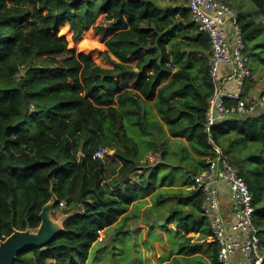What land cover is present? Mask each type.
<instances>
[{
	"label": "trees",
	"instance_id": "1",
	"mask_svg": "<svg viewBox=\"0 0 264 264\" xmlns=\"http://www.w3.org/2000/svg\"><path fill=\"white\" fill-rule=\"evenodd\" d=\"M157 1L0 0V239L38 226L51 186L68 206L56 213L64 229L45 247L20 251L14 264H86L109 227L104 248L115 250L137 210L115 221L139 202L150 203L147 214L163 210L160 229L172 222L183 229L178 255L164 264H218L208 224L195 217L201 193L192 179L179 187L158 180L164 165H174L166 160L171 151L190 161L184 172L206 167L208 37L191 21L187 0ZM252 1L264 16V0ZM233 9L250 72L262 71L264 22ZM98 56H113L112 66L97 65ZM211 135L253 195L264 246V117L231 115ZM245 145L252 150L243 156ZM100 146L104 158H93ZM148 151L159 155L156 164L142 161Z\"/></svg>",
	"mask_w": 264,
	"mask_h": 264
},
{
	"label": "built area",
	"instance_id": "2",
	"mask_svg": "<svg viewBox=\"0 0 264 264\" xmlns=\"http://www.w3.org/2000/svg\"><path fill=\"white\" fill-rule=\"evenodd\" d=\"M186 6L191 21L208 37V73L213 84L204 125L211 149L203 157L206 167L192 175V185L201 193L200 208L217 246V263L264 264V247L254 222L253 195L211 135L212 127L231 115L264 117V90L248 93L245 87L250 76L249 56L241 27L231 18L233 7L224 0H187ZM229 78L235 83L234 89L228 85ZM92 157L104 158V148L98 147ZM155 159L151 153L145 161ZM66 208V201L61 200L54 212Z\"/></svg>",
	"mask_w": 264,
	"mask_h": 264
},
{
	"label": "rangeland",
	"instance_id": "3",
	"mask_svg": "<svg viewBox=\"0 0 264 264\" xmlns=\"http://www.w3.org/2000/svg\"><path fill=\"white\" fill-rule=\"evenodd\" d=\"M225 1L228 5L238 10H244V11H249V12L252 11L254 18L257 21L262 19V17L258 13V10L255 8L253 9L255 5L253 4L251 0H225ZM112 59H113L112 56H109V57L108 56H98L96 57L95 62L100 67L108 68L112 66ZM258 73H256V75L254 76V79H255V81L253 80L254 85L250 86V89L257 88V89H254L256 91L260 88L261 90L264 89V86H263L264 70L259 71ZM147 106L150 110V115L153 116L154 115L153 105L151 103H147ZM136 139H139L140 141H142L139 138V136H137ZM142 139H146V137L143 136ZM142 142H140L141 149L145 151L146 148H144L143 146L146 145V143L144 141ZM249 145H251L253 147L252 149L255 150L256 147L261 146V143L257 144V142H250ZM172 146L176 150L183 149L181 145L175 146L174 144H172ZM248 146L245 145L246 149L243 148L242 151H239V154L244 156L246 152H249L250 150H252L251 147H248ZM235 151L236 150H233V153H235ZM149 154H151L150 151L146 152L143 156L142 161H145V158ZM179 155H180V151H179ZM179 155H176L175 153H173V151L168 153V155L166 156V160L167 162L173 161L174 165L172 166L164 165V168L158 174L159 182L164 181L166 184L179 185L185 181L184 178H188L187 180L191 182L190 179H192L193 173L184 172V168H183V166H185L184 164H189L190 161L187 160L186 158H184L183 161H181L179 158ZM158 156L159 155L156 154L155 160L158 159ZM155 160L153 161L147 160V161L149 165H154L152 163ZM176 160L178 161V163H175ZM157 162L158 161H156L155 164ZM162 162L164 163L165 161L162 160ZM225 198H229V197L225 196ZM144 199L149 200L150 196L147 195L144 198H142V200ZM222 202H224V198L222 199ZM149 205L150 203H145V202L144 204L139 202V204L135 205V207H133V204H129L128 211L134 210V208L135 210H137L136 214L138 215V219L136 220L137 222L134 228L135 227H138V228H135L132 231H125L124 233L118 235L119 240L117 242H114L115 250L112 248L111 250H107L106 248H104L105 244L106 245L109 244L111 246V242H110L111 235H108V233H111L112 231L111 227H109L106 232H103L101 230L102 231L101 234L103 238L101 241H99L98 243H95L92 246L91 253H90V256L88 257L86 264H163L164 260L172 261L173 258L178 255V245H179L180 240L184 239L183 229L176 228L173 222L168 225L169 227L160 229V224L158 223V219L161 217L163 210H152V211H149L147 214L146 211L147 209H149ZM195 212H198V214H196V216L198 215L197 218H201L204 220L203 228H207V221L202 211L199 210ZM146 214L148 217L146 216ZM53 215L59 217V215L56 214L55 212H53ZM143 228L144 230L142 231ZM146 229H148L147 234H146ZM137 237H139V239ZM150 241H154L155 243H157V245L151 244ZM113 251H115L116 254H113L112 253ZM156 251L158 254L156 253ZM184 251H185V254L183 256L185 257L188 254L186 250ZM157 256H160L162 258L160 259V262L157 259ZM156 262H159V263H156ZM182 264H185V263L183 262Z\"/></svg>",
	"mask_w": 264,
	"mask_h": 264
},
{
	"label": "water",
	"instance_id": "4",
	"mask_svg": "<svg viewBox=\"0 0 264 264\" xmlns=\"http://www.w3.org/2000/svg\"><path fill=\"white\" fill-rule=\"evenodd\" d=\"M10 165H12L9 162ZM50 199L46 201L39 213L40 222L34 229L13 228L4 239H0V264H14L20 251L28 247H45L51 239L64 229V217L53 215L58 198L52 186Z\"/></svg>",
	"mask_w": 264,
	"mask_h": 264
},
{
	"label": "crops",
	"instance_id": "5",
	"mask_svg": "<svg viewBox=\"0 0 264 264\" xmlns=\"http://www.w3.org/2000/svg\"><path fill=\"white\" fill-rule=\"evenodd\" d=\"M176 0H158L157 2H159L161 5H165L166 7L167 6H169V5H173V3L175 2ZM252 1V0H251ZM253 2V1H252ZM253 4H254V2H253ZM255 5V4H254ZM184 6H185V4H184ZM257 9L258 10V8H257V6L255 5L254 7H253V9ZM247 12H249V11H247ZM252 12V11H251ZM113 57V56H112ZM114 58V57H113ZM109 68V67H108ZM260 70H258V71H254L253 72V74H251V72H250V76L248 77V79H247V81H246V83H245V87H246V89H247V92L248 93H251V92H261L262 90H261V88L260 89H258L257 91L256 90H254V89H257V88H254V89H250V86L251 85H254V83H253V80L255 81V79H254V76L256 75V73H258ZM263 71V70H262ZM225 71L223 70V72H222V76H223V73H224ZM259 74V73H258ZM252 76V77H251ZM250 77L252 78V80H251V82H248L249 81V79H250ZM224 79H226V77H224ZM228 85L229 86H231V88H235V83L233 82V80H232V78H229L228 80ZM248 84H249V86H248ZM263 86H264V84H263ZM264 90V89H263ZM161 187V186H160ZM164 188H167L168 186H163ZM175 187H179V185H176ZM191 187H193V185L191 186ZM155 191L156 190H154L153 192L155 193ZM153 192H151L150 193V197L153 195ZM144 198V197H143ZM140 201L142 200V198H140L139 199ZM144 200H146V199H144ZM171 201H173V200H171ZM134 203V202H133ZM187 207V206H186ZM126 213H129V211L127 210L125 213H123V214H121L120 216H118V218H117V220L115 221V222H119L120 221V219H121V217H123ZM196 218L198 217V215L197 216H195ZM137 219H130L127 223H126V225L124 226V229L125 230H127V229H130V231H132V230H134L135 228H138V227H135L134 228V226H135V224H136V221ZM107 229V228H106ZM144 230V228L142 229V231ZM103 232H106L105 231V229L104 230H102ZM102 231H100V235H102L101 234V232ZM110 233H108V235H109ZM131 235H133V234H131ZM140 237V236H139ZM139 237H137L138 239H139ZM264 247V246H263ZM203 248V247H202ZM166 262V260H164L163 261V264Z\"/></svg>",
	"mask_w": 264,
	"mask_h": 264
}]
</instances>
